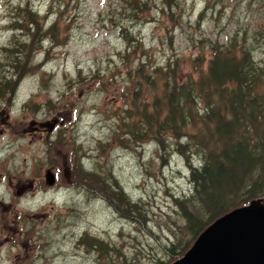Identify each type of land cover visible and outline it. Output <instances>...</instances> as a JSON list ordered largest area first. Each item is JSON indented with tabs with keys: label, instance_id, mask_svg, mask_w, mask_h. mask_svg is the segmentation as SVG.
I'll return each instance as SVG.
<instances>
[{
	"label": "rangeland",
	"instance_id": "1",
	"mask_svg": "<svg viewBox=\"0 0 264 264\" xmlns=\"http://www.w3.org/2000/svg\"><path fill=\"white\" fill-rule=\"evenodd\" d=\"M24 6L43 28L27 26ZM232 40L253 44L264 77V0H0V264L169 261L165 247L191 239L175 207L192 191L190 162L163 150L177 142L168 133L138 140L128 126L160 96L162 69L198 79L211 42ZM15 43L28 48L19 59ZM110 174L138 205L132 216L103 199ZM85 235L112 250L82 245Z\"/></svg>",
	"mask_w": 264,
	"mask_h": 264
},
{
	"label": "trees",
	"instance_id": "2",
	"mask_svg": "<svg viewBox=\"0 0 264 264\" xmlns=\"http://www.w3.org/2000/svg\"><path fill=\"white\" fill-rule=\"evenodd\" d=\"M23 11L32 21L27 26L43 28L38 26V19L33 20L37 13L31 6H24ZM251 45V42L237 44L234 40L227 45L211 42L207 71L188 82H177V71L166 66L161 70L164 85L160 96L154 99L150 110L145 105L139 121L128 126L131 136L138 140L144 134L161 137L168 133L177 142L172 147L159 143L163 150L175 151L190 162L192 191L182 199H175V207L181 210L191 239L186 242L179 239L173 249L165 247V254L171 258L157 264H172L182 258L220 217L254 201H264V77L252 59L255 50ZM8 51L18 54L19 59L28 48L23 50L20 43H15ZM24 77L17 72L16 80L4 81L2 97L8 94L7 90L13 97L15 86ZM154 79L147 76V85L153 86ZM142 88L140 83L138 89ZM191 158L198 160L192 162ZM90 179H84L89 190ZM102 183L103 199L120 214L127 212L126 216H132L138 205L131 201L118 180L110 174L104 176ZM81 244L90 245L100 254L112 250V246L88 235Z\"/></svg>",
	"mask_w": 264,
	"mask_h": 264
},
{
	"label": "water",
	"instance_id": "3",
	"mask_svg": "<svg viewBox=\"0 0 264 264\" xmlns=\"http://www.w3.org/2000/svg\"><path fill=\"white\" fill-rule=\"evenodd\" d=\"M41 127L52 132L55 123ZM70 174L65 164L64 175L68 180ZM46 181L53 186L56 175L48 171ZM172 264H264V202L254 201L217 219Z\"/></svg>",
	"mask_w": 264,
	"mask_h": 264
},
{
	"label": "bare ground",
	"instance_id": "4",
	"mask_svg": "<svg viewBox=\"0 0 264 264\" xmlns=\"http://www.w3.org/2000/svg\"><path fill=\"white\" fill-rule=\"evenodd\" d=\"M191 249V248H190Z\"/></svg>",
	"mask_w": 264,
	"mask_h": 264
}]
</instances>
